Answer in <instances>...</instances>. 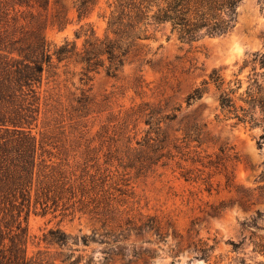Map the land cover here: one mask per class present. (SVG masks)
<instances>
[{
  "label": "trees",
  "instance_id": "trees-1",
  "mask_svg": "<svg viewBox=\"0 0 264 264\" xmlns=\"http://www.w3.org/2000/svg\"><path fill=\"white\" fill-rule=\"evenodd\" d=\"M97 1L75 0L77 20L87 18ZM241 1L110 0L103 15L102 36L90 22H83L72 38L56 44L42 33L40 12L46 10L50 0H0V264H53L47 250L27 253L31 213L87 214L102 229H109L106 233L110 235L113 224L121 220L128 224V230L153 228L159 216L142 212L147 201L140 204L142 196L135 184L160 167L178 171V177L185 181H200L207 191L217 177L216 185L223 180L227 191L235 190L238 199L251 198L249 189L234 183L240 158L232 147L221 145L211 154L197 150L200 124H193L185 132L186 143L169 141L163 123L172 120L174 112L161 114L148 101L116 114L108 111L93 128V110L82 93L75 106L65 107L59 101L44 103L47 112L54 115L53 123L38 126L39 86L44 68L53 60H76L86 71L102 67L115 76L126 56L150 37V27L167 24L169 32L186 43L222 35L234 28ZM55 16L58 27H62L64 11L58 10ZM76 39H81L80 47ZM232 75L226 79L219 69H212L185 96L186 105L199 99L212 84L219 92L220 113L225 119L235 118L264 130V49L246 54ZM139 116L146 127L136 138ZM64 117L67 124L57 120ZM188 141H195V147L189 148ZM257 181L260 184L256 188L264 194V163ZM223 206L221 201L213 211L217 213ZM94 237V232L82 235L80 242L87 244ZM42 239L65 245L68 236L59 228H49ZM253 245V250L264 256V238ZM212 249L202 244L198 251L207 260ZM69 257L61 261L79 264L82 258ZM90 261L91 257L82 264Z\"/></svg>",
  "mask_w": 264,
  "mask_h": 264
},
{
  "label": "rangeland",
  "instance_id": "rangeland-1",
  "mask_svg": "<svg viewBox=\"0 0 264 264\" xmlns=\"http://www.w3.org/2000/svg\"><path fill=\"white\" fill-rule=\"evenodd\" d=\"M75 0H50L41 11L43 35L59 44L72 38L74 30L83 22H90L99 36L105 28V16L110 0H98L90 15L78 21ZM62 10L66 21L56 23V13ZM77 47L81 39H76ZM264 49V0H242L238 6L234 28L222 35L204 36L194 42L178 40L169 32L167 24L150 27V37L140 41L130 52L115 76L104 68L86 71L76 60H53L42 73L39 86L40 112L38 126L53 123L46 102L59 101L63 106H75L84 93L95 118L93 128L108 111L123 112L136 108L142 101L150 102L161 114H175L163 123L168 139L186 143L185 132L193 125H202L196 149L214 153L221 145L232 147L240 160L235 166L234 183L249 189L248 201L238 199L235 190L228 192L223 180L219 186L206 190L200 181L188 182L178 177V171L158 168L145 180L135 184L142 198L144 214H157L153 228H131L124 220L113 224L111 235L100 223L87 214L76 212L61 216L58 211L45 216L31 213L28 218L27 253L47 250L53 264L66 255L69 259L80 255L79 264L91 257L89 264H256L264 256L253 250V244L264 238V194L256 188L257 177L264 163V130L225 119L220 113L218 90L209 84L202 96L186 105L185 96L205 78L212 69H219L226 78H233L242 59L252 51ZM244 74V73H243ZM240 74L239 77L244 78ZM238 103V102H237ZM239 104V103H238ZM66 114V113H64ZM52 118V119H51ZM67 124V119L57 118ZM131 127V124H130ZM146 125L138 117L135 127L138 138ZM262 136V137H261ZM189 148L196 142L188 141ZM202 152V153H204ZM146 196V198H145ZM223 201L216 213L213 207ZM49 228H59L68 236L65 245L47 243L42 235ZM94 232V241L80 242V236ZM76 238L78 241L74 242ZM202 244L212 246L207 260L199 253Z\"/></svg>",
  "mask_w": 264,
  "mask_h": 264
}]
</instances>
